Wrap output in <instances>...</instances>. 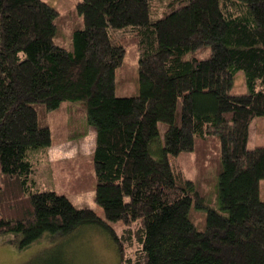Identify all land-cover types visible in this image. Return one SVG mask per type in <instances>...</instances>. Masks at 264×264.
<instances>
[{"label":"trees","instance_id":"obj_1","mask_svg":"<svg viewBox=\"0 0 264 264\" xmlns=\"http://www.w3.org/2000/svg\"><path fill=\"white\" fill-rule=\"evenodd\" d=\"M75 11L65 42L49 2L0 0V234L68 247L95 225L119 264H264V146L248 147L264 116V0H81ZM131 42L138 68L124 60ZM135 69L139 91L123 95ZM239 70L249 91L231 94ZM63 101L82 103L94 128L72 188L94 181L103 216L35 188L29 154L53 145L46 114ZM193 207L206 210L202 230Z\"/></svg>","mask_w":264,"mask_h":264},{"label":"rangeland","instance_id":"obj_2","mask_svg":"<svg viewBox=\"0 0 264 264\" xmlns=\"http://www.w3.org/2000/svg\"><path fill=\"white\" fill-rule=\"evenodd\" d=\"M44 1L49 2L57 9L60 14V35L62 32L65 35L67 33L63 40L69 42L71 40L69 32L72 27L81 25V17L75 11V7L81 0ZM155 12L160 13V11ZM210 53V49H205L196 51L195 55L203 58L208 57ZM137 54V45L131 42L126 50L125 63L128 66H133L136 63L137 66ZM124 73L125 71H123ZM129 73H131L129 86H127L129 90H124L121 93L131 96L139 91L137 89L139 78L136 76L138 73L136 69L130 70ZM235 73L230 93L243 94L248 92L249 87L244 70ZM84 114L82 103L69 101H63L60 108L46 114L54 142L50 148L31 150L29 157L31 161L36 163L33 180L37 190H54L65 194L77 207H92L98 215L103 216V208L95 202L94 181L89 178L83 182L84 190L72 188L73 181L79 173L83 172L82 169L86 168L87 159L95 150V131L85 120ZM250 129L248 147L264 146V116H257L252 121ZM165 130L166 125L160 124L162 137ZM90 167L88 166V169ZM0 185L5 187L2 183L1 174ZM259 185L260 196L264 201V179H261ZM76 186L78 185L76 184ZM191 211V220L195 222L198 229H204L206 210L193 207ZM60 238L53 241L46 237L34 243L22 245L21 234L1 233L0 264H68L70 258L73 260V264H119L120 259L115 243L107 232L99 226H80V229L75 232L74 238L76 240L69 241L68 247L64 244L63 238Z\"/></svg>","mask_w":264,"mask_h":264},{"label":"crops","instance_id":"obj_3","mask_svg":"<svg viewBox=\"0 0 264 264\" xmlns=\"http://www.w3.org/2000/svg\"><path fill=\"white\" fill-rule=\"evenodd\" d=\"M249 129H250V127H249ZM250 132H251V129H250ZM249 139H250V135H249ZM249 139H248V140H249ZM248 144H249V143H248Z\"/></svg>","mask_w":264,"mask_h":264}]
</instances>
